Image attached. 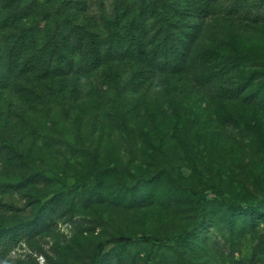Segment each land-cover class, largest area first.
Segmentation results:
<instances>
[{
    "label": "rangeland",
    "instance_id": "obj_1",
    "mask_svg": "<svg viewBox=\"0 0 264 264\" xmlns=\"http://www.w3.org/2000/svg\"><path fill=\"white\" fill-rule=\"evenodd\" d=\"M62 1L0 0V8L22 15L20 27L39 30L40 47L50 41L54 49L51 40L62 22ZM85 1L103 40L117 8H129L134 15L150 3ZM252 1L246 5L253 16L264 19L262 0H256L261 8ZM145 24L149 37L166 28L160 18L147 17ZM61 31L56 35L62 55L84 69L82 55L72 53L75 35ZM162 35L155 36L161 40ZM200 42L221 47L226 55L235 46L242 56L237 80L251 79L262 100L250 106L222 100L214 88H202L193 78L149 75L140 84L136 67L119 69L120 79L106 82L102 72L107 63L97 71L32 74L12 81L0 95V111L11 106L26 126L1 121L6 124L0 127V181L18 184L37 171L49 182L28 186L3 201L16 210L6 214L8 208L0 207V227L32 220L37 206H50V211L19 231L14 245L0 248L8 252L1 264H92L99 244L105 247L102 264H264V220L242 228L246 217L209 192L203 225L193 230L198 215L194 192L206 185L218 186L240 204L264 199V21L243 26L209 21ZM237 80L229 85L237 86ZM175 87L180 90L173 92ZM19 88L36 90L41 101L30 108ZM136 101L143 107L139 115L129 112ZM9 146L24 164L8 162ZM62 183L72 190L58 194ZM143 185L153 186L151 204L123 208ZM93 194L98 195L96 202L84 207ZM184 231L193 239L189 248L155 240Z\"/></svg>",
    "mask_w": 264,
    "mask_h": 264
},
{
    "label": "trees",
    "instance_id": "obj_2",
    "mask_svg": "<svg viewBox=\"0 0 264 264\" xmlns=\"http://www.w3.org/2000/svg\"><path fill=\"white\" fill-rule=\"evenodd\" d=\"M149 1L144 9L139 7L134 15L129 8L124 6L117 8L116 15L106 24L107 29H110L106 40L95 32L97 19L89 12L85 0L62 1L60 5L62 22L57 25L56 33L62 32L61 30L65 28L75 35L76 43L71 49L73 54L82 55L84 61L82 70L76 68L71 58L62 55L56 33L51 40L54 49L49 48L50 41L40 47L39 30L33 27H20L22 15L12 14L9 11L4 13L0 8V95L10 88L15 79H24L32 74L39 76L81 74L84 70L88 72L100 70L107 63L108 68L102 72L106 82L119 80V69L136 67L135 77L140 84L146 83L149 75H166L179 80L183 77L193 78L202 88H214L216 96L222 100L240 101L249 106L262 100L259 90L252 89L251 79L237 80L241 79L238 74H240L242 56L235 46L232 47V54L226 55L221 47H205L200 44L205 24L209 21L236 23L239 26L258 25L264 21L253 16L246 5L248 0ZM252 2L256 8H261L256 0ZM181 3L183 7L179 8ZM147 17L160 18L164 26L166 25V28H159L156 32L163 34L161 40L157 39L156 34L149 37L150 32L145 24ZM172 36L175 37L174 40ZM105 46H109L108 49H105ZM53 64H56V67L51 70ZM233 80H237L239 84L233 87L229 85ZM226 81L228 85L222 84ZM178 90L180 89L175 87L173 92ZM18 91L21 100L30 108H34L42 99V95L34 89L19 88ZM129 106L131 114L139 115L143 108L140 101L131 102ZM2 120L13 122L12 124L17 126H26L22 116L13 111L11 106L6 113L0 111V127L6 124L1 123ZM7 155L11 165L24 164V158L14 147L7 148ZM96 181L100 182L98 178ZM47 182H49L47 177L37 171L27 175L18 184L0 181V207L8 208L5 210L6 214L15 211L14 205H2V202L11 198L10 195L22 194L21 190L28 186H45ZM148 182L152 183V180H147L146 183ZM151 187L153 188L152 185L136 187L138 195L130 197L128 205H124L123 208L148 207L151 204L149 198ZM71 190L68 183H62L56 192L62 194ZM208 192L219 198L222 204L246 217L242 228L253 227L259 223L257 221L264 220V199L240 204L236 199L228 198L218 186L206 185L194 192L197 197L198 215L193 230L203 225ZM97 196L93 194L88 197L84 207L91 208ZM49 207L37 206L32 211L34 217L32 220L20 221L15 227H0V248H4L5 244L12 246L18 242V232L26 231L33 224L39 223L42 217L49 214ZM189 234L190 231H184L169 239L155 240L164 246L176 242L189 248L194 244ZM104 248V244L97 245L92 264H102ZM7 253L5 249L0 251V264Z\"/></svg>",
    "mask_w": 264,
    "mask_h": 264
}]
</instances>
